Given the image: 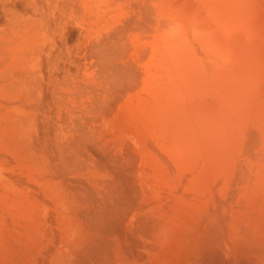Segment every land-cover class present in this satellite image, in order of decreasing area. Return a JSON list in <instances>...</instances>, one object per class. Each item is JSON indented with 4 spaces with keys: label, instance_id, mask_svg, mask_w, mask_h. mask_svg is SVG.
<instances>
[{
    "label": "bare ground",
    "instance_id": "1",
    "mask_svg": "<svg viewBox=\"0 0 264 264\" xmlns=\"http://www.w3.org/2000/svg\"><path fill=\"white\" fill-rule=\"evenodd\" d=\"M0 264H264V0H0Z\"/></svg>",
    "mask_w": 264,
    "mask_h": 264
}]
</instances>
